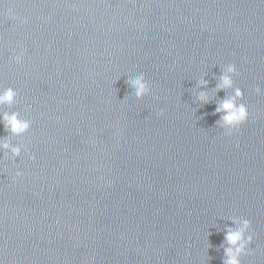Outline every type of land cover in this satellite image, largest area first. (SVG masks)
Listing matches in <instances>:
<instances>
[{
    "label": "water",
    "instance_id": "1",
    "mask_svg": "<svg viewBox=\"0 0 264 264\" xmlns=\"http://www.w3.org/2000/svg\"><path fill=\"white\" fill-rule=\"evenodd\" d=\"M0 264H264V0H0Z\"/></svg>",
    "mask_w": 264,
    "mask_h": 264
}]
</instances>
